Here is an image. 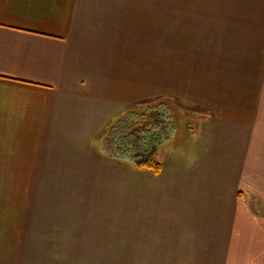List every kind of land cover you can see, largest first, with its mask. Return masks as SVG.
I'll return each instance as SVG.
<instances>
[{
  "label": "crops",
  "instance_id": "crops-1",
  "mask_svg": "<svg viewBox=\"0 0 264 264\" xmlns=\"http://www.w3.org/2000/svg\"><path fill=\"white\" fill-rule=\"evenodd\" d=\"M148 1L156 10L157 0H0V264L137 258L126 209L96 206L99 191L70 185L86 179L75 169L85 157L122 166L120 153L108 150L110 133L145 96L127 71ZM218 2L221 38L205 35L199 74L161 95L179 115L164 135L171 186L191 191L192 217L210 221L208 228L231 201L225 249L215 231L211 240L221 244L178 246L174 237L170 251L144 225L137 240L148 242L146 258L215 252L218 264H264V203L249 201L264 199V0ZM162 142L153 149L158 160ZM248 245L256 259L234 256Z\"/></svg>",
  "mask_w": 264,
  "mask_h": 264
},
{
  "label": "rangeland",
  "instance_id": "rangeland-1",
  "mask_svg": "<svg viewBox=\"0 0 264 264\" xmlns=\"http://www.w3.org/2000/svg\"><path fill=\"white\" fill-rule=\"evenodd\" d=\"M218 1L157 0L156 10L153 9V2H147L146 9L148 12L143 19V22H146L142 26L143 36L134 40L135 48L130 50L129 54L130 56L131 54L134 55L135 62L130 64L127 71L131 75H134L135 72L138 93L145 96L138 101V104L136 103V106L131 105L129 107L133 111L125 114L124 120H120L117 124L116 129L118 130L110 133L112 149L108 148V150L120 153V162H118L120 164L118 165L122 166L117 169V165L112 164L108 159L85 157L84 160H80V166L75 168L78 174L86 175V179L74 183L70 187L88 193L99 191L97 197L99 196L100 202H96L95 197L91 203L96 206L102 204L125 208L127 218L131 220L130 223L133 226L134 245L138 247V250L135 249L136 255L132 250L130 252L137 258H124L122 261L112 260L105 262V264H164L162 259L165 258L170 264H177V262L179 264H198L197 255L200 256L199 264H218L215 262V252L212 254L214 260H210V262L208 259L212 255L205 252H201V254H171L165 257L152 256L153 258L144 257L143 244L147 245L148 242L143 243V241L137 240L142 225H144L145 234L149 231L152 236L153 234H156V237L160 236L162 247H168V251L174 246L175 238H179L177 239L178 246H194L200 240V244L223 243L225 249V238L227 237L225 232L232 222H230L231 214H228L232 208L231 201H227V213L222 212L223 207L221 206L216 212V220L211 222L212 227L208 228L210 221L207 223L206 220H195L192 217L194 199L191 191H180L179 188L171 186L175 180L173 158H169L168 152L165 150L169 147L167 143L169 140L167 138L164 140V135L167 133L166 123L170 124L173 117H171L172 113L168 111L169 107L164 106V102L173 103V106L176 103L168 101V98L163 99V95H161L171 89L176 91L180 79L185 75L199 74L202 68V60L198 52L206 50L205 35H210L213 40L221 38H219L220 26L215 27V25H220L218 15L222 9L221 6L217 5ZM208 14L213 15L212 19L214 20L211 18L210 20ZM217 44L215 43L216 46ZM113 54H116V51ZM105 68L107 71L115 72V75L118 72L116 67ZM153 135H155V143L163 141L162 144H164L158 148L160 151L158 153L159 161L164 164V168L162 167L163 170L156 174L148 168H142L135 164V161L142 160L154 149L156 144L153 140L145 141L147 136L152 138ZM115 159L117 161L119 158ZM92 176L97 178L94 179ZM249 201L255 207H259L261 204L263 206L264 203V199L258 200L255 195H252ZM248 204L250 203L248 202ZM212 212L209 211L206 218L209 219V215H215L214 213L211 214ZM122 214L124 213H116L118 218L122 217ZM111 218L107 217L106 220ZM214 231L216 234L222 235L221 243L220 241L217 242V239L216 243H214L215 240H211L210 234H214ZM197 232L199 238L196 236ZM231 233L232 230L230 233L228 232V234ZM206 236L207 239H205ZM217 238L220 240L219 236ZM208 240H211L212 243ZM248 247V251L247 249L236 250L234 256L244 255L247 257L248 253L250 260L256 259V255L252 253L254 247L253 249L250 245ZM124 250V247H121L120 251L124 252ZM240 252L242 253L240 254ZM226 253L223 251V258Z\"/></svg>",
  "mask_w": 264,
  "mask_h": 264
},
{
  "label": "trees",
  "instance_id": "trees-1",
  "mask_svg": "<svg viewBox=\"0 0 264 264\" xmlns=\"http://www.w3.org/2000/svg\"><path fill=\"white\" fill-rule=\"evenodd\" d=\"M139 167L148 168L153 173H159L162 170L163 163H161L156 157L155 152L152 150L148 155L143 157L142 160L135 161Z\"/></svg>",
  "mask_w": 264,
  "mask_h": 264
},
{
  "label": "flooded vegetation",
  "instance_id": "flooded-vegetation-1",
  "mask_svg": "<svg viewBox=\"0 0 264 264\" xmlns=\"http://www.w3.org/2000/svg\"><path fill=\"white\" fill-rule=\"evenodd\" d=\"M169 111L172 113V114H171V117H173V120H174V119H178L177 117H178L179 115H178V114H177L175 111H172V110H169ZM175 121H176V120H175ZM154 130H155V128H154V129H152V131H151V132L153 133V132H154ZM154 136H155V135H153V137H152V138H151L150 136H147V138L145 139V141H146V142H149V141H148V139H149V140H153V141H154V143H155V142H156V140H155ZM151 147H152V146H151ZM151 147H150V148H151Z\"/></svg>",
  "mask_w": 264,
  "mask_h": 264
}]
</instances>
